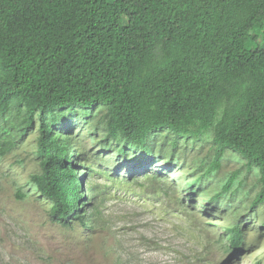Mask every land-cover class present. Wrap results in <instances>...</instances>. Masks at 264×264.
<instances>
[{"label": "trees", "instance_id": "trees-1", "mask_svg": "<svg viewBox=\"0 0 264 264\" xmlns=\"http://www.w3.org/2000/svg\"><path fill=\"white\" fill-rule=\"evenodd\" d=\"M263 29L264 0H0V156L37 126L33 188L53 221L88 226L103 200L79 177L88 166L78 172L84 164L63 120L78 106L88 116L99 107L117 168L170 165L163 131L211 136L213 158L196 162L188 193L229 148L258 172L254 208L264 203V46L249 42ZM235 177L206 204H220ZM225 239L229 255L243 249L239 222Z\"/></svg>", "mask_w": 264, "mask_h": 264}, {"label": "rangeland", "instance_id": "rangeland-1", "mask_svg": "<svg viewBox=\"0 0 264 264\" xmlns=\"http://www.w3.org/2000/svg\"><path fill=\"white\" fill-rule=\"evenodd\" d=\"M257 31L250 46H264V29ZM100 110L88 116L89 110L78 106L63 120L70 123V145L84 164L78 172L88 166L79 177L85 174V183H92L97 200H103L102 213L88 226L53 221L50 203L33 188L30 176L39 172L37 126L0 156V264H264V203L250 206L259 191L256 169L248 171L246 160L227 148L219 169L195 183L190 196L185 183L197 177L196 162L213 158L211 136L163 131L158 137L166 140L170 165L157 159L137 170L131 161L117 168L114 151L104 148ZM174 140L177 161L170 156ZM233 174V191L220 204H206ZM83 191L90 196L84 185ZM236 222L245 240L231 256L225 227Z\"/></svg>", "mask_w": 264, "mask_h": 264}]
</instances>
